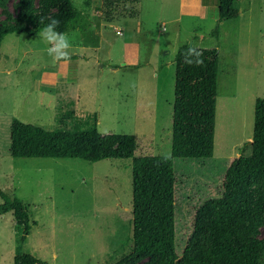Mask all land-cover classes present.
Returning a JSON list of instances; mask_svg holds the SVG:
<instances>
[{
  "label": "rangeland",
  "instance_id": "obj_1",
  "mask_svg": "<svg viewBox=\"0 0 264 264\" xmlns=\"http://www.w3.org/2000/svg\"><path fill=\"white\" fill-rule=\"evenodd\" d=\"M0 1L5 3V10L0 6V21L17 17L18 0ZM199 1L208 3L205 15L198 9ZM72 4L93 25L86 32L77 28L65 33L72 45L68 62L48 55L41 32L9 33L0 45V193L19 197L29 213L32 228L22 251L44 264L149 260L136 256L131 242L124 241L131 233L132 159L13 157L12 117L53 129L60 99L56 97H62L72 102L77 114L97 112L102 134H133L138 142L134 156H169L176 50L185 42L197 47L222 44L213 155L173 158L175 237L181 254L198 212L207 217L206 202L221 194L228 167L253 136L255 99L264 97V0H234L239 16L219 24L220 41L210 34L219 0H127L114 5L72 0ZM192 11L196 14H188ZM200 35L205 37L201 41L196 38ZM132 42L139 44L142 61L137 71L119 65L131 52ZM227 61L232 67L229 74ZM14 65L12 74L6 73ZM45 68L53 72L51 87L48 77L42 76ZM22 230L11 211L0 209V264H14ZM257 237L264 238V225Z\"/></svg>",
  "mask_w": 264,
  "mask_h": 264
},
{
  "label": "trees",
  "instance_id": "obj_2",
  "mask_svg": "<svg viewBox=\"0 0 264 264\" xmlns=\"http://www.w3.org/2000/svg\"><path fill=\"white\" fill-rule=\"evenodd\" d=\"M127 0H104L114 5ZM5 10V3L0 1ZM216 26L210 34L219 39L220 22L236 18L234 0H219ZM0 21V45L9 33H40L48 20L60 21L57 31H87L89 20L72 0H18L17 17ZM185 42L175 53V84L172 112L171 154L134 156L138 146L133 134H102L97 112L80 115L69 100L60 97L53 129L12 117L10 153L13 157L79 158L90 162L131 158L132 219L131 242L136 256H148L143 264H264V238H258L264 225V97L254 103L252 139L243 143L241 154L227 169L221 194L209 199L208 215L199 212L193 232L180 254L175 237V185L177 172L173 158L210 157L214 152L218 94L219 44L197 47ZM202 52V56L197 55ZM187 60L192 64L185 62ZM202 59L203 64L196 61ZM65 104H61V103ZM249 148L247 152L246 149ZM0 209L11 211L23 225L14 264H44L37 256L22 251L32 223L22 200L0 193Z\"/></svg>",
  "mask_w": 264,
  "mask_h": 264
},
{
  "label": "clouds",
  "instance_id": "obj_3",
  "mask_svg": "<svg viewBox=\"0 0 264 264\" xmlns=\"http://www.w3.org/2000/svg\"><path fill=\"white\" fill-rule=\"evenodd\" d=\"M45 19L48 20V23L45 24L40 36L49 45L47 49L48 55L52 56L55 61H69L71 59L70 49L72 45L67 34L57 31L60 26V21L52 17H41L40 23H44ZM195 49L196 46L190 47L187 52L191 53L195 51ZM197 55L201 57L202 52L199 51ZM185 62L192 64L191 61L187 60L186 56ZM196 64L202 65L203 60H197Z\"/></svg>",
  "mask_w": 264,
  "mask_h": 264
},
{
  "label": "crops",
  "instance_id": "obj_4",
  "mask_svg": "<svg viewBox=\"0 0 264 264\" xmlns=\"http://www.w3.org/2000/svg\"><path fill=\"white\" fill-rule=\"evenodd\" d=\"M124 2V1H123ZM127 2V1H126ZM132 2V1H131ZM130 2V3H131ZM136 4H138V3H136ZM209 8V6H208V3H206V2H204V1H199V6H198V9L200 10V11H202L201 12V14L202 15H205L206 13H207V9ZM219 13V12H218ZM188 14H196V12L195 11H192V12H190V13H188ZM90 16V15H89ZM239 16V15H238ZM86 17V16H85ZM91 17H92V14H91ZM87 18V17H86ZM232 19V18H231ZM87 20H89L88 18H87ZM97 20V19H96ZM91 21V18H90V20H89V23H90V27H92V25H93V23H91L90 22ZM113 22V21H112ZM221 23V22H220ZM102 24H104V23H102L101 22V25ZM118 30V29H117ZM88 31V30H87ZM119 31V30H118ZM42 32V31H41ZM81 32H83V31H81ZM86 32V31H85ZM120 32V31H119ZM22 34H25V33H22ZM38 34V33H37ZM29 35V34H28ZM31 35H35V34H31ZM196 38H198L199 39V41H201V40H203L205 37L203 36L202 37V35H200V37H196ZM221 38H223L222 37V31L220 30V33H219V41H220V39ZM130 53L128 54V55H125V61H122V62H120L119 63V65H123L124 67L123 68H125V69H127V70H134V71H137V70H140L141 68H142V61L141 60H139L140 59V52H139V44L137 43V42H132L131 44H130ZM179 47V46H178ZM26 51V50H25ZM232 58V57H231ZM64 62V61H63ZM68 62V61H67ZM112 65H114V64H111V66H110V68H112V69H114V70H116L117 69V66H112ZM160 65H161V62H160ZM219 66H221V68L222 67H224L223 66V47H222V44H220V47H219ZM226 68H228L229 67V70L227 71V73L229 74V72L232 70V67L230 68V63H228V61H227V63H226ZM42 68V65H39V68L38 69H41ZM15 69V65L14 66H12V67H9V68H7L6 69V73H8V74H12V72H13V70ZM219 69H220V67H219ZM28 70H31V68L29 67L28 68ZM219 72V71H218ZM52 70L51 71H49V70H47L46 68L44 69V72H42V76H46V77H48L47 79H48V82H49V84L51 83V78H52ZM174 77H175V72H174ZM77 82H78V80H76ZM218 82H219V80H218ZM50 87H51V84H50ZM58 98H60V97H56V100H58ZM58 104V103H57ZM57 109V108H56ZM173 110V109H172ZM15 117V116H14ZM98 123V122H97Z\"/></svg>",
  "mask_w": 264,
  "mask_h": 264
}]
</instances>
